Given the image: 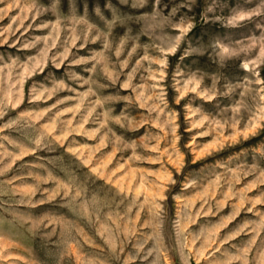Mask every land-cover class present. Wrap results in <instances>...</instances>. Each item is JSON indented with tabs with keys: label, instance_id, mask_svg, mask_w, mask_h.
<instances>
[{
	"label": "rangeland",
	"instance_id": "374dc122",
	"mask_svg": "<svg viewBox=\"0 0 264 264\" xmlns=\"http://www.w3.org/2000/svg\"><path fill=\"white\" fill-rule=\"evenodd\" d=\"M0 264H264V0H0Z\"/></svg>",
	"mask_w": 264,
	"mask_h": 264
}]
</instances>
